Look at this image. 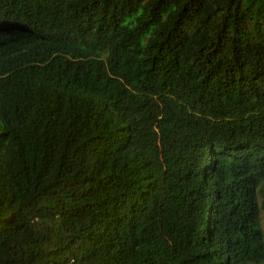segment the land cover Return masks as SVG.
Here are the masks:
<instances>
[{
  "label": "trees",
  "instance_id": "16d2710c",
  "mask_svg": "<svg viewBox=\"0 0 264 264\" xmlns=\"http://www.w3.org/2000/svg\"><path fill=\"white\" fill-rule=\"evenodd\" d=\"M264 0H0V264H264Z\"/></svg>",
  "mask_w": 264,
  "mask_h": 264
},
{
  "label": "rangeland",
  "instance_id": "374dc122",
  "mask_svg": "<svg viewBox=\"0 0 264 264\" xmlns=\"http://www.w3.org/2000/svg\"><path fill=\"white\" fill-rule=\"evenodd\" d=\"M262 227H263V232H264V214L262 215Z\"/></svg>",
  "mask_w": 264,
  "mask_h": 264
}]
</instances>
